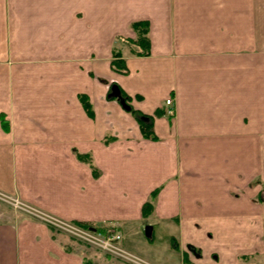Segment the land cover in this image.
Instances as JSON below:
<instances>
[{
	"label": "crops",
	"instance_id": "0c3cea01",
	"mask_svg": "<svg viewBox=\"0 0 264 264\" xmlns=\"http://www.w3.org/2000/svg\"><path fill=\"white\" fill-rule=\"evenodd\" d=\"M135 20L146 53L122 39ZM0 192L111 224L152 264H264V0H0ZM38 218L0 219V264H89Z\"/></svg>",
	"mask_w": 264,
	"mask_h": 264
},
{
	"label": "trees",
	"instance_id": "16d2710c",
	"mask_svg": "<svg viewBox=\"0 0 264 264\" xmlns=\"http://www.w3.org/2000/svg\"><path fill=\"white\" fill-rule=\"evenodd\" d=\"M131 27L135 30V36L133 38L131 37H123L122 39L124 41H126L127 43H132L135 44L137 46L136 49H132L133 52L135 53H146L147 49H148V37H147V23L145 20H135L131 22ZM110 66L118 71H125L126 70V66L124 63V59L121 57V52L119 49H112V58L110 60ZM112 86L117 87V93H114L112 91ZM108 92L110 93V97H115L118 100H120V102L124 105H127L129 103V96L124 93V91L118 87L117 85H113V82H111L108 86ZM80 99L82 102V105L84 106V108L86 109L87 112H90V104L88 102V100L83 96L80 95ZM133 113L135 114L139 127L141 129L142 135L143 136H147V137H154L153 131H152V125H151V117H145L144 114L138 112L135 109H132ZM156 112H158V110H156ZM104 141H108V138H104ZM75 154L77 157H79L80 159L88 162V164L90 165V168L92 170L93 175H97L98 171L97 168L93 165L92 160H91V156L89 153H84V152H79L77 150H75ZM157 192V187L152 189L149 193V197L147 200H145L142 203L141 206V210H142V214L143 215H147L152 211L153 208V199L156 195ZM31 218H36L34 217V215L32 214H25ZM48 226V228L50 229V231L52 232H62V229L58 226H56L55 223L48 221V220H44ZM69 223L74 224L77 227L80 228H96V229H102V227L104 228L105 225L102 226H95L93 223L87 221V220H79V219H70L68 221ZM152 235L150 237H147V239H151ZM170 244L173 248H177V243L176 241H174L173 237H170ZM183 260L188 263V264H195L192 260H190L187 255L185 253H183Z\"/></svg>",
	"mask_w": 264,
	"mask_h": 264
},
{
	"label": "rangeland",
	"instance_id": "374dc122",
	"mask_svg": "<svg viewBox=\"0 0 264 264\" xmlns=\"http://www.w3.org/2000/svg\"><path fill=\"white\" fill-rule=\"evenodd\" d=\"M0 195H5L9 196L10 194H5L0 192ZM12 196V195H10ZM23 203V202H22ZM24 204V203H23ZM25 207H13L9 201L5 200V198H0V219L5 220V219H11L13 218L14 213H17L18 215L20 214H33L35 217H39L41 219L44 218V214L40 212L38 209L30 207L26 204H24ZM38 218V219H39ZM146 224H151V220L148 217L142 218L141 221V229H143L144 225ZM95 226H102V225H107V223H96L94 224ZM56 226L60 227L62 229L61 233L57 234V237L63 241L66 242L68 245L72 246V248L78 252L84 260L88 261L89 264H152L143 258L135 255L130 249L126 248L130 253H133L135 256L139 257L140 260L137 259V261L126 259L124 257H121L115 253L108 252L104 249H101L99 246L96 244L88 242L85 238H83V233L88 232V233H94L97 235H102V230L99 229L101 232L96 230V228H78L74 224L69 223L67 220L65 221H59L56 220ZM153 230L154 234H160L162 235V231H159L158 225L153 224ZM103 228V227H102ZM81 232V233H79ZM118 242V241H117ZM119 244V242H118ZM239 264H263L262 263V257L259 254H253L252 256H248L246 259L240 260Z\"/></svg>",
	"mask_w": 264,
	"mask_h": 264
},
{
	"label": "built area",
	"instance_id": "2783aa9c",
	"mask_svg": "<svg viewBox=\"0 0 264 264\" xmlns=\"http://www.w3.org/2000/svg\"><path fill=\"white\" fill-rule=\"evenodd\" d=\"M164 103L167 105V108L165 109L166 113H172L173 107H172V100L170 97H167L164 99ZM0 198H5V200L9 201L10 204L13 207H25V205L22 203V201L15 195L12 196H5V195H0ZM44 214V213H42ZM43 220H48L56 224V220L52 219L49 215L44 214ZM77 227V226H76ZM80 228V227H78ZM91 229V228H90ZM103 229V230H102ZM102 235H98L99 233L94 234V233H88L85 232L83 233V238H85L88 242L96 244L99 246L101 249H104L108 252L115 253L121 257H124L126 259L134 260L137 261V259L132 255L131 253L127 252L126 250L122 249L118 242L120 240L121 234L117 231V229L109 224L105 225L104 228H102ZM97 230V229H96ZM99 232H101L98 229ZM81 233V232H79Z\"/></svg>",
	"mask_w": 264,
	"mask_h": 264
},
{
	"label": "water",
	"instance_id": "95a60500",
	"mask_svg": "<svg viewBox=\"0 0 264 264\" xmlns=\"http://www.w3.org/2000/svg\"><path fill=\"white\" fill-rule=\"evenodd\" d=\"M112 91L114 93H117V87L112 86ZM143 233H144V235L146 237H150L151 236V233H152V225L151 224L144 225V227H143Z\"/></svg>",
	"mask_w": 264,
	"mask_h": 264
}]
</instances>
